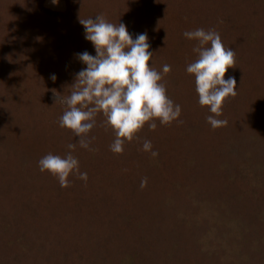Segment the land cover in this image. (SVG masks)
I'll return each mask as SVG.
<instances>
[{
  "label": "trees",
  "instance_id": "16d2710c",
  "mask_svg": "<svg viewBox=\"0 0 264 264\" xmlns=\"http://www.w3.org/2000/svg\"><path fill=\"white\" fill-rule=\"evenodd\" d=\"M65 1L53 14L44 0H0V264H264V0ZM98 15L133 39L147 34L149 64L181 107L123 154L110 150L102 115L94 151L59 125L86 67L78 54L96 55L79 19ZM197 28L236 53L225 79L235 77L237 94L215 130L186 71L198 56L183 34ZM69 144L88 180L61 188L38 162Z\"/></svg>",
  "mask_w": 264,
  "mask_h": 264
},
{
  "label": "clouds",
  "instance_id": "9594fccd",
  "mask_svg": "<svg viewBox=\"0 0 264 264\" xmlns=\"http://www.w3.org/2000/svg\"><path fill=\"white\" fill-rule=\"evenodd\" d=\"M79 23L96 55L87 51L78 54L86 67L76 75L71 94L61 101L67 108L59 119L61 128L79 138V147L94 151L90 145L95 138L89 137V133L96 126L98 115L104 117L106 126L115 134L110 145L114 154H123L125 143L138 139L146 125L154 131L157 120L163 126L178 120L181 107L169 99L161 73L149 64L153 53L149 51L146 33L133 39L126 25L108 22L103 15L79 19ZM183 35L196 42L193 51L198 58L188 64L186 71L195 78L200 106L207 107L211 113L207 122L214 130L226 126L227 121L217 117L223 115L226 99L237 94L235 77L225 79L228 70L235 68L236 53L224 46L214 29L197 28ZM170 71L171 66L165 64L163 73ZM51 79L55 81V75ZM76 147L69 144L70 151L64 157L49 153L38 162L40 171L55 177L61 188L71 186L70 176L87 183V173L80 171L79 161L72 155ZM142 150L154 158L158 156L149 140L143 141ZM146 186L145 177L140 187Z\"/></svg>",
  "mask_w": 264,
  "mask_h": 264
},
{
  "label": "rangeland",
  "instance_id": "374dc122",
  "mask_svg": "<svg viewBox=\"0 0 264 264\" xmlns=\"http://www.w3.org/2000/svg\"><path fill=\"white\" fill-rule=\"evenodd\" d=\"M67 7L65 0H44L43 8L50 13H64Z\"/></svg>",
  "mask_w": 264,
  "mask_h": 264
}]
</instances>
